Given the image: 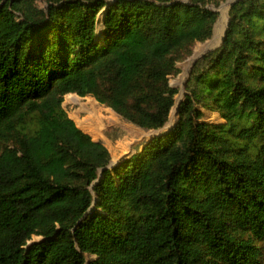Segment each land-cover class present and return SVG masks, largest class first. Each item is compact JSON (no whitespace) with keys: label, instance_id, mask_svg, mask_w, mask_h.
Returning <instances> with one entry per match:
<instances>
[{"label":"trees","instance_id":"obj_1","mask_svg":"<svg viewBox=\"0 0 264 264\" xmlns=\"http://www.w3.org/2000/svg\"><path fill=\"white\" fill-rule=\"evenodd\" d=\"M226 1L0 0V264H264V0L169 82ZM67 94L175 117L108 167Z\"/></svg>","mask_w":264,"mask_h":264},{"label":"rangeland","instance_id":"obj_2","mask_svg":"<svg viewBox=\"0 0 264 264\" xmlns=\"http://www.w3.org/2000/svg\"><path fill=\"white\" fill-rule=\"evenodd\" d=\"M238 1L240 0H228L224 2V3L229 2V4L225 13V18H223L222 22L220 23L221 32H220L219 41L214 47L208 49L205 48L207 42H209L212 39L214 35L213 32L212 37L209 40L205 41L204 43H198L195 46L191 56L183 57L178 62H175V65L176 67L179 68L180 73L176 77L171 78L169 82L172 87L179 89L178 99L183 97L184 84L186 82L188 73L193 65L194 60L201 54L205 53L206 51L212 50L218 46L222 38L224 28L226 26L229 9L232 6V4ZM224 3H221L217 8L212 7L214 10L218 11L217 12L218 16L216 23L214 25V30L218 23V19L221 17L220 8ZM197 51H200V54L195 57ZM62 106L64 107L65 111L68 113V117L75 122L76 126L80 128L83 132H86L89 135L93 136L94 140H96L97 138H102L103 140H106L105 137L106 138L109 137L111 141L106 140L105 142L109 151H112V155H114L115 153V149H116L115 147H117V144H120V146L117 149L126 148V150L124 151L125 153L129 151L130 142L134 143L135 141H138L145 136L148 138L154 137V134L158 133L157 131H153L143 134L140 130L134 128L133 126L121 122L115 116V114L111 109L99 105V103H97V101L92 97L81 98L75 94H67L64 96V101ZM175 111H176L175 108L172 109L168 123L165 125L163 129L158 130L159 132L170 128V126L173 123V119L175 117ZM207 117L209 120L212 121H216V122L222 121L220 120V118H218L215 115L207 114ZM141 148H142L141 143H136L133 146V150H134L133 153L139 152ZM123 154L117 155L118 157L116 158L112 157L111 155V159L109 161L108 167H112L122 157L128 155V154L125 155Z\"/></svg>","mask_w":264,"mask_h":264},{"label":"bare ground","instance_id":"obj_3","mask_svg":"<svg viewBox=\"0 0 264 264\" xmlns=\"http://www.w3.org/2000/svg\"><path fill=\"white\" fill-rule=\"evenodd\" d=\"M228 4H229V2L224 3L220 8L221 17L218 19V23H217L216 28L214 30V35H213L212 39L209 42H207V44L205 45L206 46L205 48H207V49L214 47L217 44V42L219 41L220 32H221L220 23L222 22L223 18H225V13H226ZM199 54H200V51H197L195 57L198 56Z\"/></svg>","mask_w":264,"mask_h":264},{"label":"crops","instance_id":"obj_4","mask_svg":"<svg viewBox=\"0 0 264 264\" xmlns=\"http://www.w3.org/2000/svg\"><path fill=\"white\" fill-rule=\"evenodd\" d=\"M137 129V128H136ZM139 130V129H138ZM142 132V131H141ZM158 132V131H157ZM143 133V132H142ZM143 134H146V133H143ZM157 134V133H156ZM156 134H154V136L156 135ZM93 137V136H92ZM148 137H143V138H141L140 140H138V141H135L134 143L133 142H130V146H129V151L128 152H125L124 153V151L126 150V148L125 149H117L119 146H120V144H117V147H115L116 149H115V153H114V155H112V151H110L111 152V155H112V157H118L117 155H121V154H123V155H125V154H128L129 152H131V150L133 151V146L136 144V143H143L146 139H147ZM151 138V137H150ZM97 139H100V140H103L102 138H97ZM105 139L106 140H110V138H106L105 137ZM106 140H103V141H106ZM111 141V140H110ZM116 142V141H115ZM115 142H113V143H115Z\"/></svg>","mask_w":264,"mask_h":264},{"label":"water","instance_id":"obj_5","mask_svg":"<svg viewBox=\"0 0 264 264\" xmlns=\"http://www.w3.org/2000/svg\"><path fill=\"white\" fill-rule=\"evenodd\" d=\"M213 11H214V12H218L217 10H214V9H213ZM213 32H214V29H213ZM209 51H210V50H209ZM207 52H208V51H206L205 53H207ZM205 53H203V54H205ZM203 54H201L200 56H198V57L194 60L193 64H194L195 61H196L199 57H201ZM177 106H178V105H177ZM158 133H159V131H158ZM156 135H157V134H156ZM156 135H155V136H156Z\"/></svg>","mask_w":264,"mask_h":264}]
</instances>
